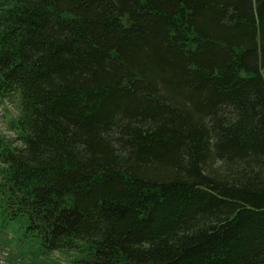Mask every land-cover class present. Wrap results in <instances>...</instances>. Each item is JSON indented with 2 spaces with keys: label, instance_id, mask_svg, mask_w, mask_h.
<instances>
[{
  "label": "trees",
  "instance_id": "obj_1",
  "mask_svg": "<svg viewBox=\"0 0 264 264\" xmlns=\"http://www.w3.org/2000/svg\"><path fill=\"white\" fill-rule=\"evenodd\" d=\"M12 97L0 209L44 251L264 264V0H0Z\"/></svg>",
  "mask_w": 264,
  "mask_h": 264
},
{
  "label": "rangeland",
  "instance_id": "obj_2",
  "mask_svg": "<svg viewBox=\"0 0 264 264\" xmlns=\"http://www.w3.org/2000/svg\"><path fill=\"white\" fill-rule=\"evenodd\" d=\"M16 115V98L0 102V144L16 136L9 128ZM2 199L0 194V205H3ZM2 212L0 209V264H72L78 258L73 253L44 251L38 240L25 235L21 219L10 222Z\"/></svg>",
  "mask_w": 264,
  "mask_h": 264
}]
</instances>
